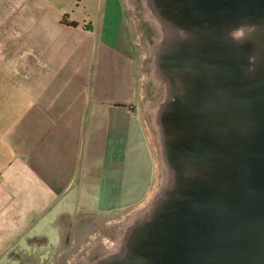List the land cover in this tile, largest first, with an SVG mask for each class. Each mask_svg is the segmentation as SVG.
I'll use <instances>...</instances> for the list:
<instances>
[{
    "label": "crops",
    "instance_id": "0c3cea01",
    "mask_svg": "<svg viewBox=\"0 0 264 264\" xmlns=\"http://www.w3.org/2000/svg\"><path fill=\"white\" fill-rule=\"evenodd\" d=\"M138 55L122 0H0V264H57L149 197Z\"/></svg>",
    "mask_w": 264,
    "mask_h": 264
},
{
    "label": "water",
    "instance_id": "95a60500",
    "mask_svg": "<svg viewBox=\"0 0 264 264\" xmlns=\"http://www.w3.org/2000/svg\"><path fill=\"white\" fill-rule=\"evenodd\" d=\"M189 37L162 54L186 89L163 109L166 151L183 180L106 264H264V60L247 69L227 30L264 21V0H156Z\"/></svg>",
    "mask_w": 264,
    "mask_h": 264
},
{
    "label": "rangeland",
    "instance_id": "374dc122",
    "mask_svg": "<svg viewBox=\"0 0 264 264\" xmlns=\"http://www.w3.org/2000/svg\"><path fill=\"white\" fill-rule=\"evenodd\" d=\"M150 1L122 0L138 47L137 107L143 119L155 161L153 187L144 203L134 209L123 213L93 214L88 220L90 233L85 238L84 234L80 233L74 246L70 245V239L64 240L67 248L63 256L58 257L57 264H94L97 260L119 249L127 233V224H131L134 220L137 222L140 214L155 205V201L169 190L170 184L174 181L173 170L165 152L168 135L167 126L163 121V109L168 103L165 95L168 93L170 97L172 95L170 89L177 87L179 78L182 84L183 80L180 76L169 75L167 67L163 64L164 51L158 52V45L163 38L170 39L173 34L169 32L167 37L165 35L167 32L162 31ZM180 41L182 40H176V42Z\"/></svg>",
    "mask_w": 264,
    "mask_h": 264
},
{
    "label": "bare ground",
    "instance_id": "6f19581e",
    "mask_svg": "<svg viewBox=\"0 0 264 264\" xmlns=\"http://www.w3.org/2000/svg\"><path fill=\"white\" fill-rule=\"evenodd\" d=\"M152 2V3H151ZM150 6L153 7L155 14L157 15V21L160 23L159 26L162 28V31H166L165 35L168 37L169 32L173 34V38L171 37L170 39L163 38L162 41H160L158 45V52H163L167 48H170L172 45L176 43L177 39L184 40L189 37V33L176 25L173 21L168 19L160 10V8L156 4V0H151L150 1ZM247 24H254L257 25V29L254 33H252L248 39L247 43L242 44L241 46L245 49L246 55H247V69L249 67H252L255 70L261 65L260 63L264 60V21L262 22H245ZM239 25V24H238ZM237 26V25H235ZM233 26V27H235ZM253 58L254 62L252 64L249 63V58ZM250 72V71H249ZM253 72V71H251ZM169 75H172L169 71L167 72ZM162 75V74H161ZM164 76V74L162 75ZM180 81V83H179ZM177 87L174 86V88L170 89V92L172 95L168 97V93L165 95L166 100L169 102L171 97H175L177 94L183 93L186 91L184 85L182 84L180 78L178 79V84H176ZM165 103V102H164ZM166 105V104H165ZM166 156H167V161L169 162L170 166L172 167V177H174V181L172 184L169 186V190L164 192L156 201L155 205L152 207H149L147 210L143 211L140 216L139 220L136 222L134 220L131 224H126L128 225L127 227V233L125 234L123 244L120 246L119 249L116 251L112 252L110 255L103 257L99 260H97L94 264H106L111 261H114L116 259L123 258L128 251L130 250V247L133 244L135 235L137 234L139 228L141 227L142 224H144L148 219L156 212L158 209L161 207L163 202L168 198V196L174 192L179 185V183L182 180L186 181H193L197 178H200L202 175L199 171L192 169L184 171V173L181 175L180 172L177 170V167L171 162L166 148H165ZM122 233V232H121ZM119 236V235H118ZM120 237V236H119Z\"/></svg>",
    "mask_w": 264,
    "mask_h": 264
},
{
    "label": "clouds",
    "instance_id": "9594fccd",
    "mask_svg": "<svg viewBox=\"0 0 264 264\" xmlns=\"http://www.w3.org/2000/svg\"><path fill=\"white\" fill-rule=\"evenodd\" d=\"M257 29V25L241 23L235 27H231L227 30V40L242 45L248 42V39L252 33H254ZM254 62L253 58H249V63L252 64ZM248 71H254L252 67H249Z\"/></svg>",
    "mask_w": 264,
    "mask_h": 264
}]
</instances>
